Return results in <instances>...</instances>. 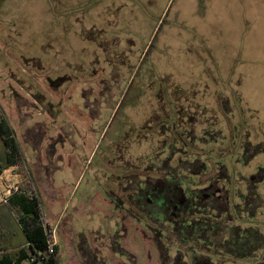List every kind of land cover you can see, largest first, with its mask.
Returning <instances> with one entry per match:
<instances>
[{"label":"rangeland","instance_id":"374dc122","mask_svg":"<svg viewBox=\"0 0 264 264\" xmlns=\"http://www.w3.org/2000/svg\"><path fill=\"white\" fill-rule=\"evenodd\" d=\"M81 1L85 0H0V117L13 132L14 141L19 143L23 159L37 181L40 175L35 164V150L41 128L50 126L52 114L55 113L49 112V107L68 103L71 96L68 88L72 85L68 84L67 77L82 71L77 65L80 64L78 60L70 61L74 48L76 51L80 48H71L73 36L68 39V33H75L85 44L89 33L87 23L106 22L108 25L115 23L121 30L117 43L126 41L125 38L129 36L127 33H131L134 40L137 39L134 44L128 41L123 43L129 48L132 45V51L135 50L133 45L140 49L132 55H141L143 49L153 45L148 58L154 59L163 68L167 69L170 65L166 61L167 56L173 64L179 63L176 57L186 60L178 67L180 73L182 71V81L188 88L197 78L199 94L197 98L193 97V102L199 103V107L208 108L199 110V135L202 130H210L213 122L229 135L232 134V126H240V119L241 125L247 128L250 143L245 153L246 166H242L241 162L235 163L239 156L233 160L227 158V149L223 151L222 147L215 145L223 141L224 135H219L222 134L219 131L203 137L205 143L200 140L199 152L203 157L199 161V169L203 167V162L212 166L209 158L229 164L232 161L235 170H242L247 176L257 170L255 180H247L249 188L253 183H260L264 177V0H86L79 3ZM78 11H91L90 16L87 15L89 21L77 20ZM58 28L65 39L57 37ZM149 65V61L145 63L141 76L147 68L151 69ZM152 70L156 76L160 75L159 66L152 67ZM140 82V79H136L133 93L139 88ZM132 95L128 102L136 97ZM138 100L136 97L135 101ZM227 114L233 118L231 122L227 120ZM120 117L121 114L114 120L113 127L120 124ZM205 119L212 123L201 122ZM237 135H240V131ZM94 144L99 145L100 139H93L91 145L85 143L86 155L91 153ZM105 146L106 143L102 148ZM1 147L0 139V164L4 163ZM233 149L234 146L231 153L236 155L240 145L235 152ZM101 151L97 153L91 168H85L76 188L77 172L76 176L69 177L67 170H61L55 176L56 188L52 190L56 194L62 195V188L58 185H66L63 202L55 206V210L62 213V218H58L61 219L60 226L56 229L59 264H101L97 261L101 255L95 250L103 240L98 234L99 227H95L97 234L93 232L86 233V238L76 237L81 228L94 229L96 220L113 219L107 217L108 207L93 205L91 201L88 202L90 197L80 204L92 187L94 168L101 160ZM238 153L242 158L244 152ZM259 167L261 171H258ZM238 176L231 175L232 186L243 189L244 184ZM44 185L49 186L47 183ZM245 197L247 200L250 198L248 193ZM41 202L50 222L57 223L58 220L55 221L51 215V202L45 197H42ZM6 209L9 211L5 204H0V213ZM262 209L258 208L256 215L251 214V218L260 226L258 231L264 243ZM116 214L114 212L112 216ZM245 214L241 211L242 221L247 220ZM12 217L16 220L15 213L9 217L3 215L0 222V264L2 258L16 253L6 234L13 231L9 224ZM95 235L99 236L98 242ZM127 237L124 242L130 253L126 255L129 264H160L150 239L142 238L139 233H131ZM216 240L221 238L217 237ZM18 241H22V236H18ZM257 252L256 258L248 262L236 260L234 264H256L260 257H264V250ZM108 256L112 262H117L114 256Z\"/></svg>","mask_w":264,"mask_h":264},{"label":"flooded vegetation","instance_id":"af4514ba","mask_svg":"<svg viewBox=\"0 0 264 264\" xmlns=\"http://www.w3.org/2000/svg\"><path fill=\"white\" fill-rule=\"evenodd\" d=\"M117 42L103 46V55L78 63L82 71L67 77L72 85L68 88V103L49 107L48 111L55 113L50 126L41 128L35 150L39 184L55 188L58 172L67 170L69 177L75 176L85 162L90 169L102 150L87 197L93 205L108 207L107 217L113 219L96 220L94 229L81 228L76 233L77 238H86V233L97 234L95 227H99L103 240L95 250L101 255L97 259L101 264H129L126 255L130 253L124 240L131 233L151 240L160 264H234L236 260L248 262L256 258L257 251L264 250V243L260 226L251 214L255 216L256 210L264 206V177L250 189L247 180L254 181L257 170L247 176L235 170L232 161L229 164L214 158H209L212 166L202 161L199 169L203 157L200 140L205 143L203 137L219 131L223 141L215 145L223 151L227 149V158L239 156L235 163L246 166L245 153L250 143L247 128L240 119V126H232L229 135L205 119L201 122L209 121L211 129L199 135V110L208 108L193 102L199 94L197 78L188 88L182 81L178 67L186 60L176 57L179 63L173 64L167 56L170 65L166 69L148 58L153 45L136 56L132 53L140 51L137 46L133 45L132 51V45L129 48L123 44L127 41ZM148 61L151 69L141 76ZM156 66L160 67L159 76L152 70ZM136 79L141 82L133 93ZM131 94L138 102L136 97L128 102ZM120 114V124L113 127ZM226 118L230 122L233 119L228 114ZM97 138L100 144H94L86 155L85 143L91 145ZM233 146L232 151L244 152L242 158L238 152L232 155ZM27 168L31 171L28 164ZM234 174H239L243 189L232 186ZM58 186L62 195L57 193L52 201L56 207L64 200L66 185ZM258 199L263 203L255 204ZM241 211L247 213L246 221H242ZM114 212L117 214L112 216ZM57 222L59 228L61 219ZM94 238L98 242L99 236ZM256 264H264V257Z\"/></svg>","mask_w":264,"mask_h":264},{"label":"crops","instance_id":"0c3cea01","mask_svg":"<svg viewBox=\"0 0 264 264\" xmlns=\"http://www.w3.org/2000/svg\"><path fill=\"white\" fill-rule=\"evenodd\" d=\"M85 1H83V2H85ZM83 2L81 1L79 3H83ZM74 4H77V3H74ZM90 13H91V11H89L88 13H81V11H78L75 18L78 17L77 20L87 21L88 16H90ZM99 13L101 15L105 16L103 13H101V12H99ZM113 14L114 13H112L111 16H113ZM106 18L107 17L105 16V19ZM72 21L74 22V20H72ZM87 24H88L87 29H88L89 33L86 37V43L85 44L81 43L79 37L75 33H72V32L70 34L68 33V37H69L68 39H70V37L73 36V38L71 37L72 38V47L71 48L73 49L76 46L80 48L79 51H76L74 48V55H73L72 59L70 58V61L75 62L78 60L80 63H84L85 61H87L92 56H101V55H103V50H102L103 46L111 44L112 42H114L115 40H118L121 37V36L119 37V35H118V33H121V32H119L121 30L119 28H117V26H115V23H112L109 25L106 22L94 23V24L87 23ZM151 26L153 27V25H151ZM127 30L130 31L129 28ZM56 34H58V36H57L58 38H61V39L66 38L63 36V33H60L59 28H58V32H56ZM127 34L129 36L127 38H125V40L128 41V43L134 44L135 41L137 42V39L134 40V38L131 37V35H132L131 33H127ZM81 52H83L84 55ZM18 145H19V143H18ZM1 149L4 151V160H3L4 163H1L0 166L6 167V166H15L18 164L19 165L22 164L23 165L22 167H24L23 172H25L27 174V182H25V183L32 181L33 182V188H34L33 190L37 194L38 199L42 200V197H45L51 202V205H52V201H54L55 200L54 198H56V193L51 188L46 187L44 185L45 183H43V182L40 183V184H42V186H41L39 184V182L37 181V178L33 174V172L28 170L27 164H26L25 160L23 159V153L21 151L20 145H19L20 158H17L18 159L17 161H16V159H14L11 156V154L7 153V150L4 146L3 141H2ZM10 163H11V165H10ZM85 168H86V162L83 163V165L78 168L77 173H76L77 176L75 175L76 176L75 178H77L76 184L74 185L75 188H76L77 184L79 183V181L81 180ZM24 187H27V186L24 185ZM29 189H32V188H29ZM19 196H21V195H17L14 197H19ZM14 197H12L10 200H13ZM86 199H87V195H85L83 200L80 201V204H81V202L84 203L86 201ZM10 200H9V202H10ZM9 202L7 204H5L6 208H8L9 211H7V209H6V210H4V212L0 213V215H1L0 216V219H1L0 222H2V220H3V218H2L3 215H6L7 217H9L13 213L16 214V220H14L12 217V219L9 222L10 226H12V228H13V231L6 233L8 236V239L11 241V244L13 245V248H15V250H16V253L10 254L8 259L10 261H15L19 257H21L22 255L28 254L29 242L27 239V235H26L25 231L23 230V228L19 222V218L21 217V213L17 209L11 207L9 205ZM80 204H79V206H80ZM51 215L55 219V221L58 220L59 217L62 218V213L59 210H55V206H52ZM18 236H22V241L17 242ZM58 249H59V247H58ZM58 254H59V252H58Z\"/></svg>","mask_w":264,"mask_h":264},{"label":"trees","instance_id":"16d2710c","mask_svg":"<svg viewBox=\"0 0 264 264\" xmlns=\"http://www.w3.org/2000/svg\"><path fill=\"white\" fill-rule=\"evenodd\" d=\"M0 139L3 141L7 153L18 160L20 158L19 145L14 141V134L5 126L3 120L0 117ZM11 165V163H10ZM21 166H23L21 164ZM24 167H22L23 169ZM25 170V169H24ZM28 188H33V182L25 183ZM23 185V186H24ZM9 205L17 209L21 213L19 222L27 235L29 242V249L27 255H22L15 261H10L8 258L1 260L2 264H25V262L31 258L32 255L41 253L45 255V261L43 264H59L58 260V247L53 255H46L47 238L42 228L40 221V212L38 210V199L30 198L25 195L14 197L10 200Z\"/></svg>","mask_w":264,"mask_h":264},{"label":"built area","instance_id":"2783aa9c","mask_svg":"<svg viewBox=\"0 0 264 264\" xmlns=\"http://www.w3.org/2000/svg\"><path fill=\"white\" fill-rule=\"evenodd\" d=\"M25 182H27V174L23 172L21 165L0 166V204H7L12 197L17 195L38 199L33 189L23 186ZM38 210L40 212L41 225L47 238L46 255H53L58 247L56 229L59 222L55 224L50 222L40 199H38ZM44 261L45 255L37 253L32 255L25 264H43Z\"/></svg>","mask_w":264,"mask_h":264}]
</instances>
